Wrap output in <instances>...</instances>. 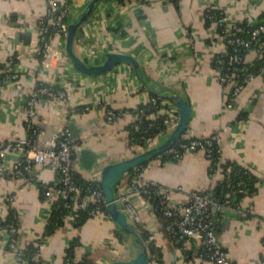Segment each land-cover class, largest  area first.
Returning <instances> with one entry per match:
<instances>
[{
	"label": "crops",
	"instance_id": "obj_1",
	"mask_svg": "<svg viewBox=\"0 0 264 264\" xmlns=\"http://www.w3.org/2000/svg\"><path fill=\"white\" fill-rule=\"evenodd\" d=\"M85 2L71 0V12L77 13ZM206 5L223 11L229 21H252L264 13V0H179L177 4L166 0H130L126 4L101 0L77 33L74 51L92 63L101 62L108 51L134 55L140 61L142 78L155 90L176 91L188 99L193 113L181 137L220 133L223 161L240 165L259 182L255 192L235 196V206L219 215L218 238L229 251L231 264H264V76H255L231 106L227 105L232 85L221 83L220 72L212 65L213 58L223 53L224 43L214 24L204 21ZM44 11V0H0V64L13 58L19 69L17 80L0 87V140L16 141L26 136L25 100L37 79L57 84L66 92L64 100L45 97L36 103L37 143L47 146L52 135L72 123L75 150L89 148L102 154L89 171L75 158L76 172L84 181L98 182L102 166L132 155L127 126L133 117L123 114L110 125L102 109L75 108L104 99L116 110L131 109L142 97L143 84L127 63L90 77L76 72L68 58L48 76L34 54L36 22ZM55 42L64 47L59 38ZM251 58L253 54H248L247 60ZM15 157L7 154L4 165L9 168ZM143 167L144 178L172 192L171 203L186 202L203 188L213 190L222 180L221 170L211 168L201 150L186 152L179 160L164 164L154 157ZM58 180L55 167L34 162L24 177L7 171L0 180V212L14 210L21 248L43 237L56 198H45L40 186L55 189ZM126 182L124 175L117 187L126 186ZM132 204L140 217L138 231H146L147 238L151 235L154 240L147 244L144 240L146 247L154 244L160 248L159 264H186V253L167 235L158 207L140 196L134 197ZM117 232L116 225L100 215L86 218L80 226L66 217L59 228L44 236L46 246L37 264H61L75 239L76 257H86L92 264L135 256L137 246L130 239L121 242ZM7 238L6 231L0 229V264H28L7 250Z\"/></svg>",
	"mask_w": 264,
	"mask_h": 264
},
{
	"label": "built area",
	"instance_id": "obj_2",
	"mask_svg": "<svg viewBox=\"0 0 264 264\" xmlns=\"http://www.w3.org/2000/svg\"><path fill=\"white\" fill-rule=\"evenodd\" d=\"M44 2L45 11L36 22L38 41L34 47V54L39 59L41 68L48 76H51L52 70L67 60L64 47L58 45L55 40L59 38L64 45L71 8L66 0H44ZM171 2L177 4L179 0H172ZM212 9L220 11L222 17L217 19L215 12L211 11ZM204 17L210 19L215 27H222L221 33L217 32V35L224 43L223 53L226 52L227 45L234 46L235 52L230 56V60L244 62L245 59L247 60L248 54H253L254 58L256 53L259 54V52L264 50V21H247L248 29L244 30L239 25V21H229L223 11L210 5H206L204 8ZM241 33H247L249 37L245 38L240 35ZM259 39L261 40L259 45L262 50H255V52L252 50V44ZM239 47L248 50L246 57L237 53ZM253 58L247 61H251ZM242 70L244 68H239L238 72ZM260 72H264V66L260 69ZM255 76L249 70L241 79H239L237 72L226 75L220 74L221 83H230L232 85L227 99L228 106H231L235 97ZM0 78V87L19 78V69L16 66L15 59L10 58L6 63L0 64ZM140 91L142 97L139 103L128 110H116L104 99L83 103L75 109L82 111L102 109L105 122L110 125L114 124L123 114L130 113L133 117L131 124L137 130L143 120L150 121L148 123L150 126L158 115L162 116L165 128L158 132L159 136L153 143L149 144V140H146L147 147H150L175 125L178 118L177 108L174 103L167 99L149 95V91L144 86ZM45 97L64 100L66 92L57 84L37 79L25 100L24 126L26 136L16 141L0 140V180L4 178V174L7 171L15 176L24 177L30 173L33 162L46 163L55 167L59 182L55 189H50L46 186L42 187V193L45 198H60L64 201V206L68 208L71 207L69 200L72 199L75 202L73 206L75 209H84L91 206L88 210L90 217L100 215L104 220L111 222L112 220L106 211L105 197L100 184L81 193L75 181V146L72 144L69 128L63 127L58 133L50 137V142L47 146L39 147L37 143L38 128L35 123V107L38 100ZM146 107L151 110L148 111ZM220 144L221 135L219 132H212L203 137H185V139L181 137L171 147L158 154L156 158L164 164L172 160H179L186 152L201 150L209 160L211 168L222 170L223 168L220 167V164L223 159ZM9 153L15 154L16 157L10 167L7 168L4 165V160ZM143 169V166H137L125 173L127 185L117 187L116 200L122 204L128 217L136 225L140 223L139 213L132 204L131 197L140 196L150 200L152 195H154L158 199L159 210L165 219V231L172 242L186 253V264H201L203 262L231 264L230 253L224 248L218 238L219 220L211 216V206L216 203L211 190L203 188L196 193H192L186 202L171 203L172 192L158 182L144 178L142 176ZM231 170L230 166H226L222 170V179L228 190L223 194L221 203L217 204L216 210L231 208L230 198L232 193L234 191H242L239 188V183H232L230 179ZM9 213L10 210L6 214L0 212V229L5 230L7 233V250L22 259L25 253L24 249L17 243L18 224L7 221ZM68 217L73 219L74 215ZM44 238H36L34 262L30 264H37L40 259L46 246ZM153 241V237L149 235L145 243ZM148 254L150 264H159V257L153 253ZM79 260L81 258L78 259L75 254L72 258L64 256L61 264H78Z\"/></svg>",
	"mask_w": 264,
	"mask_h": 264
},
{
	"label": "water",
	"instance_id": "obj_3",
	"mask_svg": "<svg viewBox=\"0 0 264 264\" xmlns=\"http://www.w3.org/2000/svg\"><path fill=\"white\" fill-rule=\"evenodd\" d=\"M100 1L101 0H86L83 7L77 13L71 12L69 16L67 34L64 41V52L72 68L82 75L95 77L111 71L118 64L127 63L133 68L134 73L141 80L147 91L160 98L172 101L177 108L178 118L175 125L159 139V141L138 153L105 164L100 169L97 180L104 193L106 211L110 219L116 225L120 233L124 236H130V241L137 246L135 256L129 259L113 260L105 264H149V254L136 224L131 222L132 220L124 211L122 204L116 200L117 186L125 173L129 170L149 161L175 144L187 129L193 112L188 99L184 95L176 91H168L165 93L157 91L154 85H150L149 82H146L139 72V68H141L140 61L134 55L125 52L108 51L103 53L101 62L92 63L89 57L78 56L75 53L74 41L76 35ZM68 126L71 139H74V126L70 122H68ZM101 156V153H95L89 148L75 150L74 154L80 166L87 171L95 166L96 161ZM134 197L136 196L131 197L130 200ZM221 200L220 196L216 203L211 206L212 211L216 210V206L221 203Z\"/></svg>",
	"mask_w": 264,
	"mask_h": 264
},
{
	"label": "trees",
	"instance_id": "obj_4",
	"mask_svg": "<svg viewBox=\"0 0 264 264\" xmlns=\"http://www.w3.org/2000/svg\"><path fill=\"white\" fill-rule=\"evenodd\" d=\"M66 1H67V3L70 4L71 0H66ZM116 1L119 4H126V2H129L130 0H116ZM169 1H172V0H169ZM211 11L215 12L217 19H220L222 17V13L220 11L214 10V9H212ZM203 18H204V21L206 22L207 25L213 23L207 17L203 16ZM263 21H264V13H261L258 16V18L256 19V22H263ZM246 22L247 21H244V20L239 21V25L244 30L248 29ZM215 28H216L217 32L221 33L222 27L216 26ZM240 35L245 37V38L249 37L247 33H241ZM260 42H261L260 39L257 41H254L252 44V50H254V51L255 50L256 51L262 50L260 45H259ZM234 52H235L234 46L227 45L225 53L217 54L213 58L212 65L219 70L221 75H226V74H230L232 72H237V74H239V79H241L244 75H246V73L249 70V72L255 74L256 76H261V77L264 76V72L263 73L260 72V69L264 66V50L259 52V54L256 53L257 55L255 54L254 58L251 61H247L245 59L244 62L243 61L242 62H235V61L230 60V56ZM237 53L243 57H246L248 50L239 47ZM239 68H244V70L238 72ZM0 80H1V78H0ZM150 95L160 98L159 96H156L152 93H150ZM161 99H163V98H161ZM146 108L148 111L151 110L149 107H146ZM243 117H244V115H243ZM149 122L150 121L143 120L142 123L139 125L138 130L134 126H132V124L127 126L128 143L131 146V153L132 154L138 153L141 150H143L144 148H146L147 147L146 140H149L148 141L149 144L153 143L159 136L158 132L161 129L165 128L163 125V117L162 116H158L156 119H154L152 121V125H150V126L148 125ZM182 138L185 139V137H182ZM72 144H74V141H72ZM165 159L170 160L167 158H165ZM172 161H175V160H172ZM145 164H146V162L139 165V166H144ZM220 165H221L220 167H222L223 169L226 166H230L232 168L231 173H230L231 174L230 179H231L232 183H239V188L242 189V191H240V192L234 191L232 193V196L230 198V202H231V206L233 208V206H235V204H234L235 203V200H234L235 196H241L245 193L251 194V193L255 192L256 188H257L256 185L259 182V179L251 176L248 172L245 171V169L243 167H241L238 164L223 161ZM131 170H129V171H131ZM222 170H221V174H222ZM74 176H75V181L81 190V193H84L85 191H87L88 188H92L95 185H99L98 182L84 181L82 179L80 173H78V172H75ZM40 189H41V191H43L42 186H40ZM227 190H228V188L225 186L224 180L222 179L221 183L219 185H217L213 190H211V192L213 194V198L215 199V201H217L220 198V196L222 199L223 194ZM150 201L153 202L158 207V211L161 214V211L159 210V204H158L157 197L152 195V197L150 198ZM69 202L71 203L70 208L65 207L64 201L60 198H56L55 200H53V202L51 204L49 220H48V223L46 225L45 231L43 233V237L46 236L47 234L49 235V234L53 233L57 228H59L65 222L66 217H68L70 215H74L73 219H71V220L75 226H80L86 218L90 217L88 210L91 208V206H88L87 208H84V209H75L73 207L75 205L74 200L70 199ZM224 210L219 209V210L212 212V210L210 209L211 216L213 218L219 220V223H220V219H218V217L222 213V211H224ZM7 221H11L14 224H18V219H17V216H16L13 209L10 210ZM139 234L143 238V240L147 239L148 233L146 231L139 230ZM117 237L121 242L126 240V239L131 238L130 236H124L118 232H117ZM263 243H264V239H263ZM77 245H78V241H76V239H75L69 245V247L66 249L65 256L70 257V258L74 257V252H75L74 248ZM146 248H147L148 253H151V254L153 253L157 257H161L160 248L157 247L156 245L150 244ZM24 253H25L24 257L20 260H23L29 264L34 262L33 258L35 255V244L33 242L27 244L26 247L24 248ZM78 264H92V263H91V260H89L86 257H83V258H81V260L78 261Z\"/></svg>",
	"mask_w": 264,
	"mask_h": 264
},
{
	"label": "rangeland",
	"instance_id": "obj_5",
	"mask_svg": "<svg viewBox=\"0 0 264 264\" xmlns=\"http://www.w3.org/2000/svg\"><path fill=\"white\" fill-rule=\"evenodd\" d=\"M142 151V150H141Z\"/></svg>",
	"mask_w": 264,
	"mask_h": 264
}]
</instances>
